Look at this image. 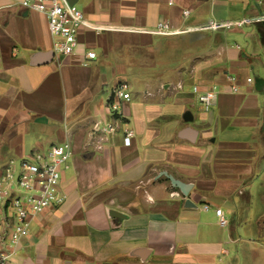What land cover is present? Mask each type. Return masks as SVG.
<instances>
[{
	"label": "crops",
	"instance_id": "0c3cea01",
	"mask_svg": "<svg viewBox=\"0 0 264 264\" xmlns=\"http://www.w3.org/2000/svg\"><path fill=\"white\" fill-rule=\"evenodd\" d=\"M22 1L0 0V168L65 143L74 155L64 204L33 219L9 264H264V23L154 33L255 18L264 0H72L93 28L68 58ZM195 87L217 89L209 113ZM109 122L97 152L89 134Z\"/></svg>",
	"mask_w": 264,
	"mask_h": 264
},
{
	"label": "built area",
	"instance_id": "2783aa9c",
	"mask_svg": "<svg viewBox=\"0 0 264 264\" xmlns=\"http://www.w3.org/2000/svg\"><path fill=\"white\" fill-rule=\"evenodd\" d=\"M72 0H23L21 6L31 12L43 14L47 18L48 30L54 40L53 53L62 58L75 54L80 46L78 35L83 28H93L83 11ZM189 12H184L187 17ZM255 22L264 23V14L255 18H244L232 22L211 21L205 25L185 30H174L168 23H159L155 34L163 36L182 35L201 31L230 30L243 28ZM97 30V31H101ZM86 63L96 59L94 52L85 54ZM85 63V64H86ZM252 79L247 83L251 84ZM130 85L121 82L113 90L107 104L111 114L118 116L120 105L131 100ZM233 92H237L235 86ZM203 112L209 113L218 100L217 89L201 92L193 89ZM118 131L116 122L96 124L89 134V146L97 152H104L111 137ZM134 132L124 133V146L130 147ZM74 155L71 144L52 146L47 152H35L19 160L12 159L0 168V264H9L10 258L20 243L29 236L34 218L52 206H61L66 197L60 192L62 172ZM203 209L208 211L209 205ZM218 225L227 228L229 221L221 209L215 210Z\"/></svg>",
	"mask_w": 264,
	"mask_h": 264
},
{
	"label": "water",
	"instance_id": "95a60500",
	"mask_svg": "<svg viewBox=\"0 0 264 264\" xmlns=\"http://www.w3.org/2000/svg\"><path fill=\"white\" fill-rule=\"evenodd\" d=\"M71 3H72V4H75V3H73V2H71ZM111 217L115 219V218H120L121 215H120L119 213H117V212H112V213H111Z\"/></svg>",
	"mask_w": 264,
	"mask_h": 264
},
{
	"label": "rangeland",
	"instance_id": "374dc122",
	"mask_svg": "<svg viewBox=\"0 0 264 264\" xmlns=\"http://www.w3.org/2000/svg\"><path fill=\"white\" fill-rule=\"evenodd\" d=\"M30 155V154H29Z\"/></svg>",
	"mask_w": 264,
	"mask_h": 264
}]
</instances>
